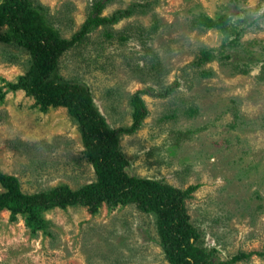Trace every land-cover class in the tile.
I'll use <instances>...</instances> for the list:
<instances>
[{
    "label": "rangeland",
    "instance_id": "rangeland-1",
    "mask_svg": "<svg viewBox=\"0 0 264 264\" xmlns=\"http://www.w3.org/2000/svg\"><path fill=\"white\" fill-rule=\"evenodd\" d=\"M31 1L71 38L96 0ZM127 8L63 53L60 74L90 87L112 128H130L133 95L151 89L141 128L119 136L130 171L198 185L185 204L199 244L216 259L250 253L232 264H264V0H112L103 15ZM206 49L215 57L195 63ZM30 60L0 26V170L29 194L95 181L76 117L25 88ZM9 191L0 182V195ZM0 264L170 263L155 213L103 202L95 213L82 204L2 208Z\"/></svg>",
    "mask_w": 264,
    "mask_h": 264
},
{
    "label": "trees",
    "instance_id": "trees-1",
    "mask_svg": "<svg viewBox=\"0 0 264 264\" xmlns=\"http://www.w3.org/2000/svg\"><path fill=\"white\" fill-rule=\"evenodd\" d=\"M111 1L96 0L82 28L71 38H66L47 22L41 7L34 6L31 0H0V26L7 25L11 37L24 43L30 51V67L23 77L25 88L45 104L69 108L79 123L96 173L95 181L77 189L61 184L29 194L22 191L17 176L0 170V182L10 188L8 193L0 195V210L11 204H18L19 208L82 204L95 213L103 202L135 203L143 211L156 214L161 246L170 264H232L249 257L250 253L240 252L227 260L216 259L215 248L199 244L200 232L190 221L185 204V199L198 185L181 189L165 180L130 171V162L121 150L119 136L141 128L149 114L143 94H151V89L139 90L133 95L136 110L132 126L112 128L96 106L90 87L60 74V56L84 39L93 26L112 24L132 13L133 10L127 8L103 15ZM214 57V49H206L195 63L203 64ZM176 84L169 85L160 95L171 94Z\"/></svg>",
    "mask_w": 264,
    "mask_h": 264
}]
</instances>
